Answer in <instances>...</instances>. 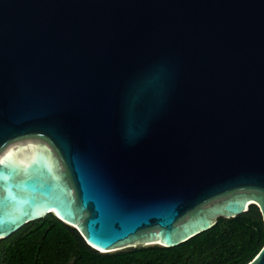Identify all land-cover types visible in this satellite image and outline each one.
Wrapping results in <instances>:
<instances>
[{"label": "water", "instance_id": "95a60500", "mask_svg": "<svg viewBox=\"0 0 264 264\" xmlns=\"http://www.w3.org/2000/svg\"><path fill=\"white\" fill-rule=\"evenodd\" d=\"M251 205L264 0H0V241L54 214L99 252L173 247Z\"/></svg>", "mask_w": 264, "mask_h": 264}, {"label": "trees", "instance_id": "16d2710c", "mask_svg": "<svg viewBox=\"0 0 264 264\" xmlns=\"http://www.w3.org/2000/svg\"><path fill=\"white\" fill-rule=\"evenodd\" d=\"M263 247L264 222L255 205L173 247L110 253L93 249L76 228L49 214L0 241V264H250Z\"/></svg>", "mask_w": 264, "mask_h": 264}, {"label": "bare ground", "instance_id": "6f19581e", "mask_svg": "<svg viewBox=\"0 0 264 264\" xmlns=\"http://www.w3.org/2000/svg\"><path fill=\"white\" fill-rule=\"evenodd\" d=\"M251 203V202H250ZM250 203H248V204H250ZM52 212H54V213H57L58 215H59V213H58V211H52ZM46 213V211L45 212H42L41 214H39V215H37V216H40V215H44ZM36 217V216H35ZM159 243V242H158ZM159 244H161V243H159ZM114 250H118V249H113L112 251H114Z\"/></svg>", "mask_w": 264, "mask_h": 264}, {"label": "snow or ice", "instance_id": "6c2138e0", "mask_svg": "<svg viewBox=\"0 0 264 264\" xmlns=\"http://www.w3.org/2000/svg\"><path fill=\"white\" fill-rule=\"evenodd\" d=\"M0 238H2V237H0Z\"/></svg>", "mask_w": 264, "mask_h": 264}]
</instances>
